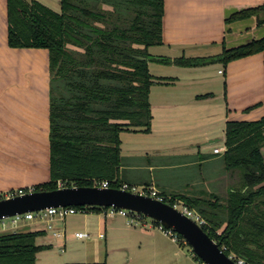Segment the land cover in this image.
<instances>
[{
	"label": "crops",
	"instance_id": "1",
	"mask_svg": "<svg viewBox=\"0 0 264 264\" xmlns=\"http://www.w3.org/2000/svg\"><path fill=\"white\" fill-rule=\"evenodd\" d=\"M36 1L47 7L53 4L52 0ZM263 5L264 0H164L163 45L158 48L167 55L154 57L171 59L167 64L175 68L179 66L174 63L176 59H210L222 54L224 49L264 38V10L246 19L227 21L235 13ZM8 32V0H0V190L10 187L16 180L22 181H16L20 184L46 183L51 179L50 51L12 48ZM213 49L218 51L213 52ZM210 64H220L222 68L218 75L224 80L219 84L201 69ZM182 69L180 72H202L192 76L190 72L176 74L164 83L174 89H184L179 95L176 91L178 96L170 98L172 102L160 110L161 113L166 111L171 130H152L144 147L121 150L118 179L121 186L127 185L131 190L152 188L167 201L174 200L173 204L181 203L202 215L196 203L203 202L202 209L210 201L215 206L212 200L219 198L221 193L231 194L241 188H238L239 182L233 181L237 168L228 166L225 159L226 128L228 122H256L264 117V54L249 55L227 65L207 61ZM209 80L215 83L216 91H207L212 87ZM162 81L156 80L153 85L160 87ZM185 91L192 95L179 97ZM217 101L223 106L218 124L212 130L189 132L200 129L201 120L206 122L214 116L206 109L211 108L210 102ZM216 148L222 151L215 153ZM31 165L35 167L33 172L29 169ZM105 213L106 210L94 209L83 213L91 222V226L89 223L86 226H95L98 239L107 241L109 235L111 240L118 241L125 255L124 264H172L181 256L187 257L178 243L158 230L155 222L148 218L143 219L144 223L134 224L123 216ZM66 219H54L53 229H48L46 222L36 221L44 225L43 231L37 232H43L49 241L63 240L65 246L68 234L56 229L55 223H65ZM53 232H63L65 237L52 238ZM76 233L71 237L79 241L92 237L78 239ZM132 248L137 251L134 253ZM61 251L64 252V248ZM187 258V264H197Z\"/></svg>",
	"mask_w": 264,
	"mask_h": 264
},
{
	"label": "trees",
	"instance_id": "2",
	"mask_svg": "<svg viewBox=\"0 0 264 264\" xmlns=\"http://www.w3.org/2000/svg\"><path fill=\"white\" fill-rule=\"evenodd\" d=\"M60 4L57 13L36 0H8L10 47L50 51L51 179L34 191L57 189L59 181L93 186L107 180L111 187H121L119 135L149 131L150 88L163 80L152 75L149 62L171 61L149 53L151 47L163 45L164 0H60ZM263 10L264 5L244 10L227 21ZM260 52L264 54V38L224 49L214 58H180L174 63L227 65ZM225 143L227 165L242 172V186L231 193L228 211L214 215L215 224L202 209L203 202L195 207L207 221L204 230L227 255L264 264V117L256 122H228ZM41 235L45 234L0 235V264H36L41 250L36 241Z\"/></svg>",
	"mask_w": 264,
	"mask_h": 264
},
{
	"label": "rangeland",
	"instance_id": "3",
	"mask_svg": "<svg viewBox=\"0 0 264 264\" xmlns=\"http://www.w3.org/2000/svg\"><path fill=\"white\" fill-rule=\"evenodd\" d=\"M27 2L31 0H26ZM53 4L52 6H49L51 10L60 13L61 12V5L59 0H52ZM51 1V2H52ZM213 52H216L218 50L213 49ZM149 52L151 56H158V55H167L166 52L158 47H151L149 49ZM164 53V54H163ZM189 57V56H186ZM215 63V62H214ZM220 64H210L208 66H205V74L209 75L210 79H213V81L222 82L224 80V77L221 75H218V70L222 69ZM181 67L177 66L173 68L171 64L162 63L159 61H150L149 62V69L152 75L157 79L167 78V80L162 81L163 85L158 87V85H152V92H150V106H151V125L148 132L139 131H122L119 135L120 138V148L124 152L125 150L139 147L142 148L148 143V133H150L152 130H171V127L168 125V118L167 113L165 110L160 112L161 108L163 106L168 105L172 101H169L172 97H177L181 91L184 89L182 88H172L170 86L165 85L164 83L168 82V77H172L176 74H189V76L197 75L198 73H201L202 71H184L180 72V70H183ZM180 72V73H179ZM181 77V76H180ZM213 81H210L212 83V87L208 88L207 91H216L218 88L215 87V83ZM158 87V88H155ZM185 88V87H184ZM151 90V88H150ZM178 91V92H176ZM180 91V92H179ZM189 91V90H188ZM178 94H176V93ZM192 93H188L185 91V94L179 96V97H190ZM222 103L220 101L217 102H210L211 108L206 109V111L211 110V113H214L212 118L208 119L206 122L201 120L202 127L200 129H191L188 130L189 132H200L201 130H212L213 127H215L216 124H218L220 113L223 112V107L221 105ZM205 111V114L208 113ZM189 108H188V114H189ZM216 117V118H215ZM205 122V123H204ZM31 172L35 169L33 165L29 168ZM17 170V168H16ZM235 179L233 181H236L238 183V188L242 186V172H240L239 169H236L235 171ZM24 178H26V174L24 172ZM18 182H22L19 180H16ZM14 182V184L10 185V187L6 189L0 190V197H8L9 194H12L19 189H28V188H36L38 185L43 184L36 183V182H27V183H20ZM49 182V181H48ZM67 183V182H65ZM134 192L137 193H143L144 190L142 188H132ZM221 196V197H220ZM219 198H215L212 201L214 202L215 206H212L211 201L209 204H206L205 212L208 214V218L210 219L211 224H215L216 218L215 214L225 213L228 211L226 208L227 203H229L230 198L232 197L231 194L221 193ZM177 203V202H176ZM90 219V218H89ZM148 220V219H147ZM11 220H7V223L10 224ZM90 221V220H89ZM88 217L86 214L78 213L75 215H70L67 217L65 223L63 222H56L55 228L64 230L68 234V240L67 244L63 246L65 241L63 240H51L49 241L46 238V235H41L37 238L36 244L41 247V250L37 254V263L36 264H124V257L125 255L122 254V251L120 250V243L118 241L111 240L109 235L107 241L104 239H98L97 235L98 232L95 228V226H92L88 228L86 224L89 223ZM148 221H151L150 219ZM35 220H21L19 221L17 227L11 228V232L14 231V233H28V232H37V231H43V226L38 225L35 223ZM91 226V222L89 223ZM225 228V225L220 229L222 232ZM86 229V230H85ZM85 232L87 231L92 235L91 238L85 239L82 241H79L77 239H73L71 237V234H74L76 232ZM9 234V233H0V235ZM178 248L184 252V254L187 257H190L192 260H194L197 264H201V262H198L194 256H192V250L191 247L184 243L183 246L177 244ZM64 248V252L61 251V249ZM133 252L135 253L137 251L136 248H132ZM181 256V258H177V263L172 264H187L188 258ZM183 259V260H182ZM135 264V263H132ZM150 264V263H147ZM159 264V263H157ZM171 264V263H169Z\"/></svg>",
	"mask_w": 264,
	"mask_h": 264
},
{
	"label": "water",
	"instance_id": "4",
	"mask_svg": "<svg viewBox=\"0 0 264 264\" xmlns=\"http://www.w3.org/2000/svg\"><path fill=\"white\" fill-rule=\"evenodd\" d=\"M148 61V57L137 55ZM58 207L107 209L141 215L180 235L195 256L206 264H237L194 219L173 204L120 187L67 186L32 191L0 199V219Z\"/></svg>",
	"mask_w": 264,
	"mask_h": 264
},
{
	"label": "built area",
	"instance_id": "5",
	"mask_svg": "<svg viewBox=\"0 0 264 264\" xmlns=\"http://www.w3.org/2000/svg\"><path fill=\"white\" fill-rule=\"evenodd\" d=\"M222 150L219 148L215 149V153H219ZM93 186H98V187H102V188H109L111 187V183L107 180L101 181V182H95ZM61 187H67V183L65 182H58V188ZM120 188H124L127 190H131L128 188L127 185H122ZM34 191V187L33 188H28V189H19L18 191L9 194L8 197L10 196H15V195H20V194H24L27 192H32ZM133 191V190H131ZM134 192V191H133ZM142 194L148 195V196H153L157 199L163 200V201H167L166 198H164L163 196L159 195L154 189L152 188H147L144 189V192ZM175 207L179 208L180 210H182L184 213H186L189 217H191L192 219H194L199 225H201L202 227L207 226V221L199 214H197L196 212L188 209L185 205L183 204H173ZM90 209L88 208H78V207H58V208H50L47 210H42V211H38V212H30L24 215H18L16 217L13 218H8L10 221V224L7 223V218L4 219H0V233H13L11 232V228L17 227L19 221L21 220H35V221H40V222H46L48 225V229H53V225L51 224V222L54 219H59L64 221L68 216L70 215H75L78 213H85L88 212ZM102 210H106V215L107 216H114V215H120L123 216L125 218H127L129 220L130 223H134V224H139V223H144L143 219H145V217L141 216V215H136V214H132L129 213L127 211L124 210H120V209H116L113 207L107 208V209H102ZM147 219V218H146ZM153 225V224H152ZM151 225V226H152ZM155 227H157L158 230H160L161 232H163L166 236L170 237L174 242L178 243V244H184L186 243L184 241V239L178 235L177 233L168 230L166 228H164L161 224L159 223H154ZM52 238H64L65 234L63 232H53L52 233ZM90 236L89 233L87 232H77L75 234V237L78 239H85L88 238ZM101 238L104 237V234L100 235ZM237 264H248L246 260L242 259V258H238L237 256H235L234 254L229 255ZM201 264H206L204 262L201 261Z\"/></svg>",
	"mask_w": 264,
	"mask_h": 264
}]
</instances>
